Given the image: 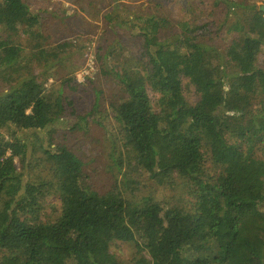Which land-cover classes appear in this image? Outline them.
<instances>
[{
    "label": "trees",
    "instance_id": "16d2710c",
    "mask_svg": "<svg viewBox=\"0 0 264 264\" xmlns=\"http://www.w3.org/2000/svg\"><path fill=\"white\" fill-rule=\"evenodd\" d=\"M218 2L228 12L238 6ZM116 20L111 12L103 16L112 29L129 23ZM136 20L141 53L109 71L118 91L109 104L116 135L110 157L122 179L100 194L85 163L56 140L99 118L100 92L76 115L69 93L48 89L44 75L71 43L44 48L41 16L23 0H0L6 31L0 37V202L10 201L0 211V264H125L112 252L119 242H134L138 256L131 264H264V63H258L264 12L256 9L230 26L240 36L223 54L186 37V23L179 24L180 35L164 37L171 20ZM19 32L35 40L29 53L13 40ZM122 44L109 45L98 59L111 58ZM212 59L222 60L219 67ZM36 64L45 67L41 74ZM183 77L196 89L195 102L186 97ZM68 110L77 121L66 130ZM37 151L44 154L39 162L51 165L48 178L28 177L15 165ZM145 173L162 189L183 185L190 207L166 209L154 197L138 196ZM50 196L59 198L60 210L43 220Z\"/></svg>",
    "mask_w": 264,
    "mask_h": 264
},
{
    "label": "rangeland",
    "instance_id": "374dc122",
    "mask_svg": "<svg viewBox=\"0 0 264 264\" xmlns=\"http://www.w3.org/2000/svg\"><path fill=\"white\" fill-rule=\"evenodd\" d=\"M31 7L32 11L41 16L43 27L40 29L44 33L45 41L43 47L53 48L58 44L70 42V46L60 53L59 59L53 62L52 67H48L45 76H50L46 83L48 89L58 90L64 88L74 100L77 114L81 115L88 111L96 98L95 93L100 92L101 116L98 115L96 121L90 117L88 128L77 132H61L56 140L66 142L76 155L85 163V168L89 175H92L94 190L100 194H106L116 185V177L122 179L118 170L114 168L111 160L113 140L116 139L113 119L109 110L110 101L115 93V84L110 77L111 69H120L121 63L131 54L139 55L140 46L137 44L138 37L133 35L137 31L136 25L139 22L136 16L166 17L171 20V31L167 34L180 35V23H186L189 33L186 37H196L197 43H203L213 47L223 54L230 46L232 40L239 38V34L228 32L230 26L236 22H242L248 18L253 11L264 12V0H230L238 6L228 12L226 4L217 0H74L76 7L55 6L51 9L52 3L48 0H23ZM159 5V7H158ZM256 8V9H255ZM113 13L120 20L129 21L126 27H132V33L126 27L115 28L107 26L103 21L105 13ZM209 25V26H208ZM23 30V27L20 28ZM134 32V33H133ZM6 31L0 26V37H4ZM21 43L28 50L35 44V40L19 32L13 38ZM75 41V42H74ZM123 43V49L117 50L107 60H99L98 55H105L109 45ZM220 59H212V63L219 67ZM52 63V61L50 62ZM258 63H264V47L262 48ZM45 67L39 64L34 66L36 74H41ZM64 80H69L65 85ZM71 87L75 89L72 91ZM183 87L186 97L191 102L196 101V89L189 85V80L183 77ZM152 102L155 96L151 88L148 89ZM103 117V119L101 118ZM77 121L72 110H68L63 118L66 130L70 124ZM102 121V124L98 122ZM66 135L67 137H64ZM44 156L42 151L34 153L33 158L28 161L16 160L15 165L20 173H26L28 177L45 179L51 175V165L40 163L39 159ZM211 165V162L208 163ZM142 183L138 196H151L161 201L163 207L169 209L172 206L190 207L187 202H192L182 186H176L174 190L162 189L159 185H154L149 174L145 173L140 177ZM239 186L243 188L245 184L239 180ZM9 200L0 202V211L7 208ZM60 200L58 197L50 196L43 202V220L55 219L60 210ZM112 252L116 253L125 264H131L138 256L134 242H119L113 245Z\"/></svg>",
    "mask_w": 264,
    "mask_h": 264
},
{
    "label": "crops",
    "instance_id": "0c3cea01",
    "mask_svg": "<svg viewBox=\"0 0 264 264\" xmlns=\"http://www.w3.org/2000/svg\"><path fill=\"white\" fill-rule=\"evenodd\" d=\"M48 1L52 3V6H51L52 10H54L53 7H55V6L59 7L61 5L70 6V7H76V4H75L74 0H48ZM30 9H31V7H30Z\"/></svg>",
    "mask_w": 264,
    "mask_h": 264
}]
</instances>
